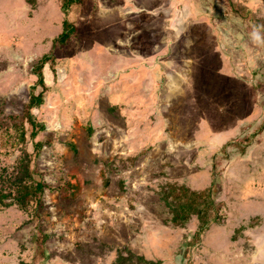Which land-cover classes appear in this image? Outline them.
I'll return each instance as SVG.
<instances>
[{
  "label": "rangeland",
  "instance_id": "obj_1",
  "mask_svg": "<svg viewBox=\"0 0 264 264\" xmlns=\"http://www.w3.org/2000/svg\"><path fill=\"white\" fill-rule=\"evenodd\" d=\"M171 185L218 219L168 223ZM0 196V264H72L92 241L91 264H264V0H0Z\"/></svg>",
  "mask_w": 264,
  "mask_h": 264
},
{
  "label": "trees",
  "instance_id": "obj_2",
  "mask_svg": "<svg viewBox=\"0 0 264 264\" xmlns=\"http://www.w3.org/2000/svg\"><path fill=\"white\" fill-rule=\"evenodd\" d=\"M26 3L30 6H34L36 0H26ZM81 3L82 0H61V9L66 13L72 5ZM74 32V26L68 21H64L63 32L56 40L57 43L61 46L66 45L71 40V35ZM46 63H48V58H43L40 60L36 68L39 89L38 92H36L37 88H32V95L25 107L22 118V121H25L28 124V131H30L31 138L30 144H33V139L37 135V124L34 122V111L43 102L42 93L46 87L43 70ZM47 73L50 72L47 71ZM41 130H43L42 127ZM24 139L25 136L23 135L22 140L24 141ZM38 146H41V144H38ZM27 153L29 152L27 151ZM12 186L9 195H12L11 197L13 198V201L22 209H26L32 201L38 199L44 190V185L41 180H36L33 176L31 177L30 182L24 185H21V182H15ZM4 199H6V196H0V205L5 204V202H3ZM164 200L170 202V207L168 208L171 209L169 212L171 218L168 220V223L173 226L181 227L190 219V217L197 216L200 229H202L218 219L216 202L208 191L195 192L183 186L171 185L169 188H165ZM5 205V207H7V204ZM9 206L10 205H8V207ZM98 245L97 241H92L90 244L76 245V247L63 258L66 262L72 264L76 262H79L80 264H91L90 259L97 257L99 255L98 251L101 250ZM142 261L144 262L141 258L130 257L128 259H122L120 264H140Z\"/></svg>",
  "mask_w": 264,
  "mask_h": 264
},
{
  "label": "bare ground",
  "instance_id": "obj_3",
  "mask_svg": "<svg viewBox=\"0 0 264 264\" xmlns=\"http://www.w3.org/2000/svg\"><path fill=\"white\" fill-rule=\"evenodd\" d=\"M200 74V73H199Z\"/></svg>",
  "mask_w": 264,
  "mask_h": 264
}]
</instances>
